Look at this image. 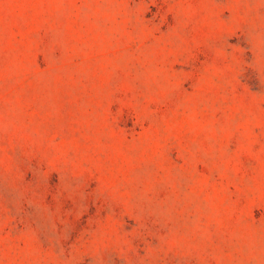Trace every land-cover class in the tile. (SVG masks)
Returning <instances> with one entry per match:
<instances>
[{"label": "rangeland", "instance_id": "obj_1", "mask_svg": "<svg viewBox=\"0 0 264 264\" xmlns=\"http://www.w3.org/2000/svg\"><path fill=\"white\" fill-rule=\"evenodd\" d=\"M0 264H264V0H0Z\"/></svg>", "mask_w": 264, "mask_h": 264}]
</instances>
